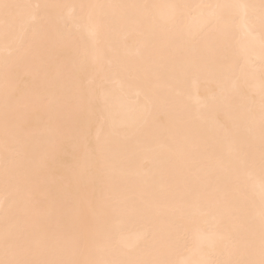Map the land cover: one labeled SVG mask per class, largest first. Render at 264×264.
<instances>
[{
  "label": "bare ground",
  "instance_id": "1",
  "mask_svg": "<svg viewBox=\"0 0 264 264\" xmlns=\"http://www.w3.org/2000/svg\"><path fill=\"white\" fill-rule=\"evenodd\" d=\"M0 264H264V0H0Z\"/></svg>",
  "mask_w": 264,
  "mask_h": 264
}]
</instances>
